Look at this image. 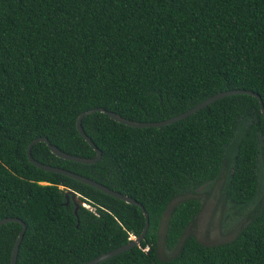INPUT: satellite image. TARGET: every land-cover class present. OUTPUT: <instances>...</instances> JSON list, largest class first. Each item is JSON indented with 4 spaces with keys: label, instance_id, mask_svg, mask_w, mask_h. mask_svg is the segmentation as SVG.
<instances>
[{
    "label": "trees",
    "instance_id": "obj_1",
    "mask_svg": "<svg viewBox=\"0 0 264 264\" xmlns=\"http://www.w3.org/2000/svg\"><path fill=\"white\" fill-rule=\"evenodd\" d=\"M246 89L264 104V0H0V219L26 225L16 264H84L131 241L140 207L26 154L46 137L69 154L93 157L77 116L102 107L158 121L224 90ZM82 127L102 156L63 159L37 142L31 155L131 196L149 216L138 246L97 264H264V117L257 97L232 94L162 127H132L103 112ZM220 176L227 201L248 216L228 241L192 234L172 257L157 254L161 217L176 197ZM71 189L90 207L77 215ZM200 209L174 205L165 243L173 248ZM248 210V212H244ZM19 222L0 225V264H10Z\"/></svg>",
    "mask_w": 264,
    "mask_h": 264
},
{
    "label": "water",
    "instance_id": "obj_2",
    "mask_svg": "<svg viewBox=\"0 0 264 264\" xmlns=\"http://www.w3.org/2000/svg\"><path fill=\"white\" fill-rule=\"evenodd\" d=\"M250 94L253 95L255 97L258 98L259 103H260V110L261 113L264 117V104L263 101L260 97V95L256 92H253L251 90H246V89H230V90H224V91H220L217 92L211 96H209L208 98L204 99L203 101L199 102L198 104L194 105L193 107L189 108L188 110L181 112L177 115L171 116L169 118H166L164 120H158V121H137V120H131L128 118H125L115 112L106 110L105 108L102 107H95V108H90L87 110L82 111L76 119V128L77 131L79 132V134L94 148L96 154L93 157H82V156H77V155H73V154H69L65 151H62L61 149H59L57 146L53 145L50 143V141L46 138V137H38L33 139L27 146L26 149V154L27 157L29 159V161L34 164L36 167L41 168L43 170L46 171H50V172H57V173H61L64 175H67L69 177H72L74 179H77L83 183H86L90 186H93L97 189H99L100 191L107 193L115 198H118L120 200H123L129 204H134L137 205L138 207L141 208L144 217H145V225L144 228L142 229L141 233L138 236H133L131 237V241L127 242L123 245H120L112 250H109L107 252H104L96 257H94L93 259L89 260L88 262L84 263V264H97L98 262L105 260L107 258H110L116 254H119L121 252H124L134 246H138L141 241L144 239L147 229L149 227V216L147 211L145 210L144 206L138 202L136 199L132 198L131 196H128L126 194H122L121 192H118L116 190H113L105 185H103L102 183H99L91 178H88L84 175H80L78 173H75L73 171L64 169L62 167L59 166H52L50 164H46V163H42L37 161L36 159H34L31 155V148L32 146L37 143V142H45L48 146V148L50 149V151L52 153H54L56 156L63 158V159H68V160H73V161H77V162H82V163H87V164H92V163H96L100 160L101 156H102V152L101 150L94 144V142L91 140V138L85 133L83 127H82V119L84 116L90 114V113H94V112H103L105 114H107L110 118H112L113 120L128 125V126H132V127H139V128H143V127H162L168 124H171L175 121H178L180 119L186 118L189 115H191L192 113H195L196 111L204 108L205 106H207L208 104H210L211 102L220 99L222 97L228 96V95H232V94ZM65 198H66V204L68 203L69 200H72V202L75 205L74 208V213L75 215H77V210L80 206H84V207H90V205H88L87 203H85L84 199L80 196V194L76 193L75 191L68 189L65 192ZM92 208V207H90ZM10 221H14V222H19L20 224H22V228L20 230V232L17 235V238L15 240V243L13 245L12 248V252H11V257H10V264H16L17 262V255H18V249H19V245L22 241V238L24 236V232L26 229V225L25 223L20 219V218H16V217H4L0 219V225L10 222Z\"/></svg>",
    "mask_w": 264,
    "mask_h": 264
},
{
    "label": "rangeland",
    "instance_id": "obj_3",
    "mask_svg": "<svg viewBox=\"0 0 264 264\" xmlns=\"http://www.w3.org/2000/svg\"><path fill=\"white\" fill-rule=\"evenodd\" d=\"M224 179L220 176L211 184L202 186L193 193L182 194L173 199L166 207L158 228L157 254L161 259L169 258L178 251L181 241L187 234H192L205 245H212L231 240L244 225L248 216L239 213L227 201L223 191ZM195 197L200 202V209L192 223L182 234L173 248L165 243L166 223L172 207L180 201ZM244 212H248L245 210Z\"/></svg>",
    "mask_w": 264,
    "mask_h": 264
}]
</instances>
